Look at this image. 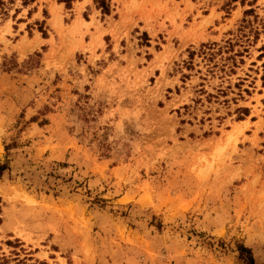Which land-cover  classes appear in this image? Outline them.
Here are the masks:
<instances>
[{"label": "rangeland", "instance_id": "rangeland-1", "mask_svg": "<svg viewBox=\"0 0 264 264\" xmlns=\"http://www.w3.org/2000/svg\"><path fill=\"white\" fill-rule=\"evenodd\" d=\"M80 1L0 0V264H264V0Z\"/></svg>", "mask_w": 264, "mask_h": 264}, {"label": "trees", "instance_id": "trees-1", "mask_svg": "<svg viewBox=\"0 0 264 264\" xmlns=\"http://www.w3.org/2000/svg\"><path fill=\"white\" fill-rule=\"evenodd\" d=\"M23 1L25 2L24 5L27 6V5H28L27 2L30 1V0H23ZM60 1H61L62 3H65L68 9H71V6H72V4H73V2H74L75 0H60ZM33 2H35V0H33ZM251 12H253V10L246 11V14H249V13H251ZM41 32L43 33L44 36L47 35V33H46L45 31L41 30ZM235 42L238 43V42H239V38L236 39ZM226 44L229 45V49H231V50L234 49L235 43H234L233 40H228V41L226 42ZM201 48H202V50L200 51V53H196V52H194V51H191V52H190V60H191L192 63H193V61H194V59H195L196 56H200L199 54L204 55V56H206V57H207V56L213 57V56H215L217 53H219V52H223V47L220 46V45H218V44H211V45H205V44H204V45H202ZM233 51H234V50H233ZM237 53H239V54H234V55H233V58H232L233 60L235 59L236 56H240V52L238 51ZM228 59H229V58H228ZM192 63H190L191 66L188 67V70H190V69H189L190 67H191V70H194V68H192V67H193V66H192V65H193ZM263 80H264V76H263ZM246 92L249 93L248 90H246ZM240 112H242V115L239 116V120H244L245 116H249V110H248L247 108H242V109H240ZM5 169H6L5 166H0V174H1L3 171H5ZM240 251H241V256H242V258H243L248 264H256V263H255V260H254V258H253V256L251 255L250 251H249L247 248H245L244 246H241ZM245 255H247V258H244Z\"/></svg>", "mask_w": 264, "mask_h": 264}, {"label": "crops", "instance_id": "crops-1", "mask_svg": "<svg viewBox=\"0 0 264 264\" xmlns=\"http://www.w3.org/2000/svg\"><path fill=\"white\" fill-rule=\"evenodd\" d=\"M84 0H81L79 3H83ZM95 0H87L85 3V9H87V7H92L95 6Z\"/></svg>", "mask_w": 264, "mask_h": 264}]
</instances>
